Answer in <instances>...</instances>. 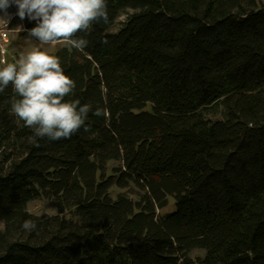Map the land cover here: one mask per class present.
<instances>
[{
  "label": "trees",
  "instance_id": "trees-1",
  "mask_svg": "<svg viewBox=\"0 0 264 264\" xmlns=\"http://www.w3.org/2000/svg\"><path fill=\"white\" fill-rule=\"evenodd\" d=\"M107 3L53 53L86 130L31 143L0 93V264H264V0Z\"/></svg>",
  "mask_w": 264,
  "mask_h": 264
},
{
  "label": "clouds",
  "instance_id": "clouds-1",
  "mask_svg": "<svg viewBox=\"0 0 264 264\" xmlns=\"http://www.w3.org/2000/svg\"><path fill=\"white\" fill-rule=\"evenodd\" d=\"M13 5L17 8L15 15L21 20L37 22L29 35L40 45L63 43L78 51L89 44L79 34L89 33L100 21L107 23L109 16L107 0H0V13H3L0 21L8 23L11 19L8 9ZM9 85L16 94L11 111L33 129L31 143L37 144L38 138L45 137L53 141L66 139L82 127L86 130L92 106L66 99L74 92L76 83L65 74L60 58L47 49L33 47L15 62L0 67V93ZM93 114L101 116L104 111L97 108ZM22 226L29 232L37 228L30 219Z\"/></svg>",
  "mask_w": 264,
  "mask_h": 264
},
{
  "label": "rangeland",
  "instance_id": "rangeland-1",
  "mask_svg": "<svg viewBox=\"0 0 264 264\" xmlns=\"http://www.w3.org/2000/svg\"><path fill=\"white\" fill-rule=\"evenodd\" d=\"M14 8V12L11 14L9 13L11 19L7 24L3 21H0V31L3 35H5V37H7L8 40V42L4 45L1 42L2 37H0V44L2 43L4 45L5 51L4 54H2V51H0V67L4 66L7 63L15 62L22 54H26L33 47L39 46L42 49H47L50 54H53L58 50L57 48L62 46L63 43L56 45H40L39 42L35 40V38L30 37L29 32L25 29V22L21 20L18 15H15V13L17 12V8L16 6ZM2 15L3 13H0V16ZM125 17L126 15H122L119 18L118 23L110 28V32H117L122 26V23L126 20ZM222 110V106L216 107L215 109H212L207 114H205V116L213 121L222 120L224 118V116H222ZM117 193H119V191L115 190L113 192V195L116 196ZM133 194L134 192L131 191V195ZM170 201L171 205L167 207L165 213L175 210V203H173L172 199H170ZM27 208L30 213L37 216H53V214H56L57 212L56 207H54V205L46 199H39L38 201L30 202L27 205ZM3 228L4 223L0 222V229ZM203 253V250H197L192 253V256L202 255Z\"/></svg>",
  "mask_w": 264,
  "mask_h": 264
},
{
  "label": "built area",
  "instance_id": "built-area-1",
  "mask_svg": "<svg viewBox=\"0 0 264 264\" xmlns=\"http://www.w3.org/2000/svg\"><path fill=\"white\" fill-rule=\"evenodd\" d=\"M0 37H2L1 42L5 45V43H7L8 40H7V37H5V35H3L1 31H0ZM2 43L0 44V51H2V54H4L5 53L4 45Z\"/></svg>",
  "mask_w": 264,
  "mask_h": 264
}]
</instances>
